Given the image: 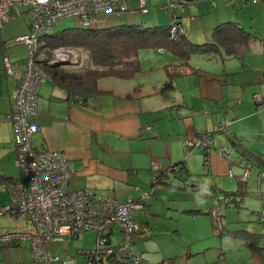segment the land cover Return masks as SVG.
<instances>
[{
	"label": "crops",
	"instance_id": "crops-1",
	"mask_svg": "<svg viewBox=\"0 0 264 264\" xmlns=\"http://www.w3.org/2000/svg\"><path fill=\"white\" fill-rule=\"evenodd\" d=\"M166 3L167 0H150V8L146 13L156 8L153 11L154 17L151 18H157L159 23L165 21L169 24L172 21L173 13L179 10H175L173 7L161 8V5ZM248 4L260 6L259 13H264V1L251 4L244 0H189L186 11L178 12L177 15L185 26L187 37L191 41L195 43L212 42L214 29L227 21H236L246 29V26L241 22H246L243 20V15L246 14L241 13L239 8L242 7L246 10ZM127 6L128 10L124 13L101 14L98 21L99 27H106L103 22L109 15L128 17L132 14L142 13L139 11V0H127ZM160 9L164 12L161 13ZM256 10L254 8V15L257 13ZM31 21L32 15L25 9L0 27L1 206H7L11 202V194L7 185L22 178V171L18 164L15 129L9 118V113L11 111V94L18 84L29 47L26 43H22L23 45L19 47H12L14 44L12 39L28 33ZM253 21L251 23L255 26V30H246L257 35L254 40L262 42L264 33L260 32L258 24ZM123 22L133 23L124 20L113 25ZM160 49L162 50L160 53H152V59L147 64H141L142 70L135 75L128 78L116 76L101 78L98 82L99 90L88 96L79 94L73 85L64 86L51 73H48V78L39 86L38 114L33 118L41 126V129L32 137L33 146L38 149L61 150L73 160L75 171L69 182L70 188H89L102 196L113 195L121 202L143 198L146 207L141 211L146 216L143 219L146 228L138 234H147L148 229L152 230L153 228L154 234L152 235H155L159 230L158 219L160 213L164 211V199L159 198L158 192L164 193L168 204L166 210L171 213L170 215H173V209L179 210L180 205L183 204L182 212L194 215L208 212L216 219L221 218L223 205L229 204L230 200L237 201L236 197L239 193V190L237 193L221 188L219 186L221 182L224 184L229 182L228 180L235 179L239 183V189L243 191L246 190L245 188L254 187L256 182L260 187V198L264 192V178L260 175L264 171L263 68L259 69L255 77H243L240 80L233 77L231 79L226 74L243 71V64L247 65L248 63L245 61L246 54L238 56L229 55L224 49L209 50L220 51L228 58L237 57L242 60V66L239 65L237 69L223 68L214 71L194 65L195 60L193 59L189 60L193 68H184L182 74L171 80L168 66L171 65L169 69L172 70L176 64L183 62V58L173 51ZM209 51L198 50L194 53ZM140 54L139 50V59ZM5 57H8L12 62L13 73L6 70ZM58 64L60 67L72 71H82L89 67L78 68L71 64ZM43 67L45 69V63H43ZM206 73L210 75L206 76ZM223 74L225 76L222 78ZM201 75L204 77L201 78ZM250 82L262 84L256 87L258 90H255L252 95L251 90L246 94V91L251 87ZM232 83L242 88L245 102L243 101L244 103L241 104L240 99L234 100L233 106L236 107L232 109L226 107L220 113V110L217 109L226 106L225 103L222 104V101L231 90L226 86H230L229 84ZM218 87L220 88L219 96L214 92ZM225 87L226 89H224ZM167 109L170 111L169 114H167ZM178 109H181L180 112ZM168 118L173 120L170 121ZM225 119L230 120L229 134L216 133L214 136L215 147L210 152L206 153L203 149L194 147L187 153L184 146L185 141L194 140L200 134L212 130L214 125L223 123ZM229 141L236 147L239 155L235 154L232 148H230L229 157L219 153L218 147L220 145L229 147ZM192 153L202 157L203 168L200 171L204 170L207 174L208 190L202 189L198 184L196 175L201 172L197 170L196 160ZM181 160L185 163L181 172L169 175L164 182L153 183L154 172L165 170L172 163ZM247 163L251 165L252 171L247 181H241L239 177L244 173ZM235 164L241 167L240 174L233 172ZM151 175L150 185L155 190V196L147 199L142 195L148 189L147 181ZM233 184L230 182L231 186ZM172 186L186 188L192 193L199 190L202 194L212 197V200L210 203L208 202L209 205L205 211H191L203 208L194 201L190 202L191 200L181 201L179 197L177 201L181 202L172 203L171 199L175 197L166 194L168 190H171L167 188ZM220 189L223 192H220ZM218 195H224V198L220 199L219 207L216 205ZM214 208L218 209L219 217L213 213ZM4 216H9L7 221L10 225L8 229L0 231V233L33 228V222L27 217L16 214ZM154 219L157 221L156 225L152 223ZM174 230L181 233L176 225H174ZM115 233L120 235L118 232ZM251 234L258 236V244L262 246L261 233L251 232ZM67 238L71 242L77 241L79 244L82 239ZM120 240L121 238L119 242ZM51 243L50 251L53 253ZM80 249L83 247H79V253ZM257 257L263 263L262 259ZM32 259L38 260L28 241L7 244L0 248V264H29ZM85 263L84 256L83 264ZM62 264H77V260L66 257L63 258Z\"/></svg>",
	"mask_w": 264,
	"mask_h": 264
},
{
	"label": "built area",
	"instance_id": "built-area-1",
	"mask_svg": "<svg viewBox=\"0 0 264 264\" xmlns=\"http://www.w3.org/2000/svg\"><path fill=\"white\" fill-rule=\"evenodd\" d=\"M244 1L258 4L264 0ZM188 2L167 0L161 8L173 7L181 13L186 11ZM149 8L150 0H139L140 12L146 13ZM25 9L32 15L31 28L28 33L15 37V40L26 43L29 51L18 84L11 94L9 113L15 129L22 178L7 185L11 202L7 206L0 205V215L27 217L33 222V228L0 233V248L28 241L36 259L52 264L60 260L50 251L52 241H63L67 237L82 238L84 231L95 230L96 245L80 249L86 258L85 264H142L144 257L141 252L133 251L132 244L134 235L146 228L136 218V213L146 207L143 198L121 202L113 195L102 196L89 188L72 189L69 182L75 171L73 160L61 150L38 149L32 144L33 135L41 129L40 124L33 119L38 114L39 86L48 78L43 63H58L65 59L68 65L78 68L91 66L89 51L83 47L80 48L85 49L84 53H69L65 47L70 46L50 49L52 57L45 49L39 50L42 37L52 32L54 25L65 17H76L82 26H91L98 23L101 14L124 13L128 10L127 0H0V27ZM178 12L173 13L171 21L174 37L186 31L185 26L178 22ZM4 63L6 70L13 73V65L8 57H5ZM229 124L230 120L225 119L194 140L185 141L187 153L194 147L210 152L215 147V134H229ZM218 151L225 157L231 153V149L225 145H220ZM178 170V165L169 168L171 174ZM251 171L252 167L247 163L239 179L247 181ZM260 175L264 178V171ZM222 198L224 195H218L217 207ZM261 202L263 232L260 240L264 248V192L261 194ZM218 212L217 208L213 209L216 217H219ZM115 232L120 233L121 240L112 244Z\"/></svg>",
	"mask_w": 264,
	"mask_h": 264
},
{
	"label": "rangeland",
	"instance_id": "rangeland-1",
	"mask_svg": "<svg viewBox=\"0 0 264 264\" xmlns=\"http://www.w3.org/2000/svg\"><path fill=\"white\" fill-rule=\"evenodd\" d=\"M254 8L257 9L256 15L253 13ZM259 8L260 6L257 7L248 4L247 8H245L246 10H244L242 7L239 8V10L241 13L246 14L245 16L243 15V20H245L247 23L241 21L246 26V29L255 30V26L251 23L255 17L254 21L256 24H258L260 32L263 34L264 13H259ZM154 10H156V8L152 9L149 13H136L135 15L132 14L128 17L109 15L106 21L103 22V25L109 26L124 20L138 24L140 23L143 26L167 24L165 21L159 23L157 18H151L154 17ZM159 11L161 13L164 12L161 9ZM78 25L79 22L76 17H65L58 21L56 24V29L60 30L65 27H73ZM96 25L99 26L98 23ZM12 43H14L12 44V47H19L23 45L22 43L17 42L15 38L12 39ZM68 46L70 47L65 48L69 49V53H84L83 51H85V49L80 48L79 46ZM165 50L171 52L169 49ZM161 51L162 50L160 47H145L141 49V64H147L152 59L151 57L153 54L160 53ZM245 54V61L248 63L247 65L243 64V71L229 73L226 74V76L231 79L234 77V79L240 80L243 79V77H255L260 68H263L264 70V40L262 42L259 40L252 41ZM193 56L190 60H195L194 65H198L204 69L217 71L223 68L237 69L239 65L242 66V60L237 57L228 58L222 55L220 51L193 53ZM64 62H67L65 64L69 63L65 59L63 61H58V63ZM205 75L209 76L210 74L206 73ZM224 76L225 74L222 75V78ZM200 77L202 78L204 75H201ZM249 84H251V87L246 91V94H248L249 90H251V95L255 90H258L256 88L257 86L262 85L261 83L252 84L251 82ZM229 85L230 86L227 85L226 87H229L228 89H231V92L228 91L229 93L222 101V104L225 103L226 106L217 109L220 110V113H222L226 107L231 109L236 107L233 106L234 100L240 99L242 101L241 104L245 102L242 88L240 86H235L234 83ZM226 87L224 89H226ZM219 90L220 88L218 87L216 88V91H214L216 95L219 94ZM219 101L220 100H218V102ZM180 110L181 109H178V112H180ZM169 112L170 111L167 109V114H169ZM168 119L170 121L173 120L171 118ZM229 143V148H232L234 153L239 155V152L236 150V147L233 145V143L231 141H229ZM195 154L196 153H192V156L196 160L197 170L200 171L203 168L202 157L200 158L198 154ZM241 170L242 169L238 164L234 165L233 172H235V174H240L242 172ZM200 172L201 173L199 175L197 174L198 176L196 175L198 184L202 189L208 190L209 180L206 178L207 174L204 170ZM151 181L152 175L147 181L148 189L147 191L145 190L142 195L147 199L155 196V190L152 185H150ZM228 181L229 182L224 184L221 182L219 186L225 190L236 191L237 193L239 190V193L236 197L237 201L230 200L229 204L223 205L222 216L220 219L213 218V216L208 212H200L197 215L182 212L183 204L180 205L179 210L177 208L173 209V215H170L171 213H168L166 210L168 204L167 199L163 195L164 193L158 192L160 195L159 198L164 199V202L161 200L164 203V211L159 215V230L155 235H152L154 234L153 228L152 230L148 229L147 234L141 233L134 235V242L132 244L133 250L135 252L142 251L144 259L146 260V262L143 264H263L255 255L250 244L248 243V240L251 239V232L257 234L263 232V224L261 223L262 203L259 196V184L255 182L254 187L245 188L246 190L243 191L239 189V183L237 180L231 179ZM230 182H233L234 184L231 186ZM167 189L171 190H168V193L166 194L175 197L174 199H171L172 203H179L185 199L191 200L190 202L192 203L194 201L200 204L203 208L202 210L204 211L212 200V197L202 194V192L199 190L193 191L192 193L186 188H178L175 186ZM220 192L223 191L220 189ZM178 197L181 199V201H177ZM3 216L4 215H0V231L8 229L10 225L7 221L9 216ZM145 217L146 216L144 215V212L141 210L136 213V218L140 223L145 222V220H143ZM156 222V219L152 220L154 225H156ZM174 225L178 226L181 233L174 230ZM96 239L97 232L95 230H86L83 232L80 244L77 241L71 242L68 238H66L65 241L52 242V254L60 258L59 261L56 260L52 262V264H62L63 258L66 257L75 258L77 260V264H83L84 256L79 253V247L92 248L96 245ZM119 239L120 235L114 233L112 235V244H117ZM29 264H46V262L32 259L30 260ZM126 264L135 263L132 262Z\"/></svg>",
	"mask_w": 264,
	"mask_h": 264
},
{
	"label": "trees",
	"instance_id": "trees-1",
	"mask_svg": "<svg viewBox=\"0 0 264 264\" xmlns=\"http://www.w3.org/2000/svg\"><path fill=\"white\" fill-rule=\"evenodd\" d=\"M178 22L183 25L180 17ZM56 24L52 32L42 37L44 43L39 50L44 48L52 50L68 45L81 46L89 51L92 66L82 71H72L60 67L58 63L45 61V69L64 86L73 85L79 94L87 96L99 90L98 82L101 78L107 76L128 78L141 71L139 50L145 47L169 49L183 58V62L176 64L172 70L169 69L171 65L167 67L172 80L182 74L184 68H193L189 60L194 52L224 49L229 55L242 56L257 36L244 29L236 21H227L218 25L214 29V40L205 43L191 41L186 31L174 37L171 32V23L143 26L140 23L123 22L108 27H99L96 24L82 26L79 23L78 26L65 27L60 30H56ZM50 49L45 50L52 57ZM172 165L179 166V170L175 171L179 173L185 163L181 160L172 163L165 170L154 172L153 183L164 182L165 178L171 175L169 168ZM191 211H202V209ZM250 237V246L264 263V248L258 244V236L250 234Z\"/></svg>",
	"mask_w": 264,
	"mask_h": 264
}]
</instances>
